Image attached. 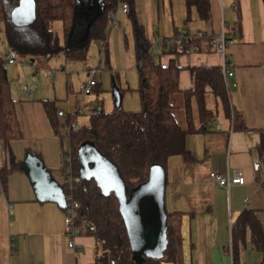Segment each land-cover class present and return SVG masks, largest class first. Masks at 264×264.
<instances>
[{"label": "crops", "instance_id": "0c3cea01", "mask_svg": "<svg viewBox=\"0 0 264 264\" xmlns=\"http://www.w3.org/2000/svg\"><path fill=\"white\" fill-rule=\"evenodd\" d=\"M208 1V15L203 17L196 5H189L187 0H135L137 15L153 53L163 66L175 63L180 67L181 89L193 85L191 68L222 67L227 59L234 71L230 79L235 85L228 87L231 116L209 93L208 104L216 110V116L203 131L187 136L186 146L192 160L186 161L180 154L168 157L164 204L168 212L182 213L178 264H234V257L237 264H264V250L255 246L251 225L247 224L241 234L233 233L235 223L245 211L251 212L264 231V0ZM85 3L86 9L97 10L104 0ZM116 17L119 26L110 34L107 22L105 39L111 36L116 42L124 36L129 49L128 30L134 54L131 21L121 9ZM185 32L194 35L203 32L214 38L224 32L230 40L225 55L207 40L198 51L161 53L165 39ZM93 43L94 40L89 49ZM59 55L63 56L60 62L64 70L74 68V61H84ZM13 56L15 60H5V65L22 137L0 148V169L10 168L13 162L18 163L32 153L62 185L67 178L62 140L69 130L60 128V133H56L45 104L46 100H55L59 108L58 99L52 95L57 77L52 85L51 80L46 81L47 74L36 72L37 61L43 63L48 59L21 57H28L34 70V66L27 68L25 60L16 64L19 55ZM115 82L112 93L116 98L120 96L122 105L125 88L120 80ZM256 159L262 160L261 171L253 168ZM211 171L225 175L241 171L245 182L222 186L210 181ZM60 172L65 175L63 183L54 175ZM71 240L73 246H69ZM96 246L94 236L71 230L70 217L58 202L38 198L24 170L18 167L11 171L5 187L0 180V264H105L98 261ZM162 264L175 263L164 260Z\"/></svg>", "mask_w": 264, "mask_h": 264}, {"label": "trees", "instance_id": "16d2710c", "mask_svg": "<svg viewBox=\"0 0 264 264\" xmlns=\"http://www.w3.org/2000/svg\"><path fill=\"white\" fill-rule=\"evenodd\" d=\"M35 1L36 20L33 24L16 25L11 20V11L19 0H0V21L4 24L9 52L36 60L49 59L59 54H64L67 59L85 60L91 41L105 39L108 12L119 3V0H104L99 9L88 10L84 6L87 0ZM124 1L128 4L126 13L132 24L141 107L133 110L120 105L112 111H105L102 106L96 105L87 125L79 129L70 128V159L64 162L67 175L64 190L78 202L75 214L70 218L71 230L77 229L80 234L94 236L98 261L105 264L139 262L133 257L116 195L105 194L93 178L80 175L77 155L79 145L92 142L117 167L129 192L148 179L152 166L160 165L165 171L170 155L180 154L186 161L192 160L193 156L186 146L187 136L203 131L216 116V110L208 104L209 93L218 104H222L228 116L233 112L222 67L191 68L193 85L190 89H181L180 67L175 63L162 65L153 53L137 15L135 0ZM187 2L196 5L203 17L208 15V0ZM55 21L63 23V43L54 30ZM205 40L210 46L214 45V37L209 35L203 38H184L181 43L165 39L161 53L188 52L193 45L201 50ZM45 104L54 130L59 134L61 124L56 102L46 100ZM21 137L5 57L0 54V142L8 145L11 140ZM18 167V163L13 162L10 168L0 169V180L4 187L8 174ZM252 217L251 212H243L233 227V233L237 235V231H240L241 234L243 228L250 224L255 246L264 250V231L259 221ZM181 227L182 213L167 211L168 245L164 257L146 256L142 264H162L164 260L178 264L181 260ZM234 264H237L235 257Z\"/></svg>", "mask_w": 264, "mask_h": 264}, {"label": "water", "instance_id": "95a60500", "mask_svg": "<svg viewBox=\"0 0 264 264\" xmlns=\"http://www.w3.org/2000/svg\"><path fill=\"white\" fill-rule=\"evenodd\" d=\"M11 20L16 25L33 24L36 1L19 0L11 11ZM120 105V96H117L116 106ZM77 155L80 175L93 178L102 192L114 193L118 198L134 259L142 264L146 256L163 258L168 245L164 168L152 166L148 179L128 192L117 167L92 142L80 144ZM18 166L28 175L38 198L58 202L66 208L67 194L63 186L56 182L38 156L28 153L18 161Z\"/></svg>", "mask_w": 264, "mask_h": 264}, {"label": "rangeland", "instance_id": "374dc122", "mask_svg": "<svg viewBox=\"0 0 264 264\" xmlns=\"http://www.w3.org/2000/svg\"><path fill=\"white\" fill-rule=\"evenodd\" d=\"M53 27L60 41L63 43L65 41L63 23L61 21H55ZM124 27L123 25L120 28L122 35L124 33ZM127 34L129 49L126 48L127 44L124 36L116 42L112 41L111 36L109 39L103 40V42L95 39L94 43L90 46L87 59L84 61H74V68L67 67V70H64L65 66L60 62L64 60L61 55L54 56L43 63L40 60L37 61L36 66L38 68L36 72L41 71L47 74L45 77L47 82L51 80V84L53 85L54 78L57 77L56 86L52 88V95L58 99L57 105H59L58 109L60 112L58 118L61 124L60 127L63 130L70 129V122H75V129L87 125L89 123V117L96 105L102 106L105 111H112L115 108L117 99L112 93L116 79L120 80L121 87L125 88L122 90V106L126 109L133 110L141 107L140 95L137 91L139 75L133 54L132 35L128 30ZM107 42L109 43L107 45L108 48L105 45ZM0 53L3 55L11 54L6 40L4 24L1 21ZM21 57L23 56L19 55L16 58V64L20 62L19 60H25L27 68L34 66L31 65L28 57L26 59H21ZM33 69L36 70L35 66ZM60 73H63L64 76L60 75ZM91 79L96 82V86L93 92L85 94L81 87ZM25 83L23 85L24 90L26 89ZM79 106H88V109L87 111L76 114L75 112ZM62 143L65 150V160H68L70 150L68 136L63 137ZM60 173H55L54 175L59 182L63 183L65 181V175L64 173Z\"/></svg>", "mask_w": 264, "mask_h": 264}, {"label": "built area", "instance_id": "2783aa9c", "mask_svg": "<svg viewBox=\"0 0 264 264\" xmlns=\"http://www.w3.org/2000/svg\"><path fill=\"white\" fill-rule=\"evenodd\" d=\"M235 7H237V4L235 3ZM121 9L123 12L128 11V4L124 0H119V3L116 8L110 9L108 12V33L111 32L113 28H116L119 26V23L117 22V17L116 13L117 10ZM205 34L203 32L197 33V34H191L188 32H185L179 36H173L170 38H167L169 42H172L173 40H176L178 43H181L184 38H196V37H203ZM230 42L229 38L226 36L224 32L218 34L214 38V47L215 50L218 51L219 53H222L225 55L226 52V45L227 43ZM193 51H198V46L193 45L191 48ZM5 60L8 62H13L15 60V57L11 54L5 55ZM222 72L224 75V80L225 84L227 87L231 85H235V82L231 81L230 78L234 75V71L229 67L227 59L224 60V64L222 66ZM96 86V82L91 79L88 83L84 84L81 89L85 94H89L93 92L94 88ZM88 106H79L76 110V114L87 111ZM75 127V122H70L69 128H74ZM70 130V129H69ZM4 148L5 145L0 142V148ZM70 159V156L68 157V160ZM253 168L256 171H261L262 169V160L261 159H256L253 162ZM209 179L211 182L218 183L222 186H231L233 184H243L245 182V176L241 171H236L232 175H225L222 172L219 171H211L209 173ZM263 181H264V174H263ZM78 207V202H76L71 195H67V206L65 208L66 213L69 215V217H73L75 214V210ZM74 242L71 240L69 242V246H73Z\"/></svg>", "mask_w": 264, "mask_h": 264}]
</instances>
